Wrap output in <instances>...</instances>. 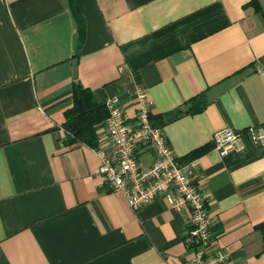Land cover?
I'll return each mask as SVG.
<instances>
[{"label":"crops","instance_id":"1","mask_svg":"<svg viewBox=\"0 0 264 264\" xmlns=\"http://www.w3.org/2000/svg\"><path fill=\"white\" fill-rule=\"evenodd\" d=\"M252 1L78 0L79 44L71 0H0V264H186L195 253L187 207L157 198L133 210L95 149L67 142L76 82L101 102L118 94L129 118L142 86L178 159L197 161L208 252L264 264V149L222 157L212 141L264 124V0Z\"/></svg>","mask_w":264,"mask_h":264},{"label":"built area","instance_id":"2","mask_svg":"<svg viewBox=\"0 0 264 264\" xmlns=\"http://www.w3.org/2000/svg\"><path fill=\"white\" fill-rule=\"evenodd\" d=\"M133 93L137 111L131 118L126 116L118 94L104 101L109 111L104 122L107 143L94 148L103 180L111 190L124 194L133 210L157 198H163L176 209L187 207L191 216L186 241L195 253L186 264H224L229 259L227 252H208L210 210L194 181L196 159L179 161L163 127L151 120L153 101L148 92L136 85ZM212 141L222 157L246 154L250 147L264 149V124L244 130L223 127L213 133ZM144 150L153 153L149 165L139 159Z\"/></svg>","mask_w":264,"mask_h":264},{"label":"trees","instance_id":"3","mask_svg":"<svg viewBox=\"0 0 264 264\" xmlns=\"http://www.w3.org/2000/svg\"><path fill=\"white\" fill-rule=\"evenodd\" d=\"M260 10V5L257 0L251 2ZM72 12L77 24L78 40L79 44L84 41L85 38V21L78 6V0H71ZM73 105L66 112V121L64 128L67 132V142L75 143L81 142L96 148L99 146V136L97 131L98 124H104L109 111L105 105V102H101L94 96L89 88L83 86L81 83L76 82L72 92ZM205 103H197L196 106H203ZM153 124L163 126L159 119H156L155 115H150ZM195 159L193 156H189L187 159H179L184 163ZM260 229L264 238V222L260 224Z\"/></svg>","mask_w":264,"mask_h":264},{"label":"water","instance_id":"4","mask_svg":"<svg viewBox=\"0 0 264 264\" xmlns=\"http://www.w3.org/2000/svg\"><path fill=\"white\" fill-rule=\"evenodd\" d=\"M73 72H74V76L76 77L77 76V62L74 63Z\"/></svg>","mask_w":264,"mask_h":264}]
</instances>
